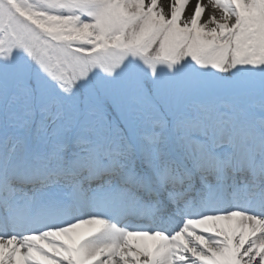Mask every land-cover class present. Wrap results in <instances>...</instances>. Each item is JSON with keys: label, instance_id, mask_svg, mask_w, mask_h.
<instances>
[{"label": "snow or ice", "instance_id": "1", "mask_svg": "<svg viewBox=\"0 0 264 264\" xmlns=\"http://www.w3.org/2000/svg\"><path fill=\"white\" fill-rule=\"evenodd\" d=\"M0 264H264V0H0Z\"/></svg>", "mask_w": 264, "mask_h": 264}, {"label": "rangeland", "instance_id": "2", "mask_svg": "<svg viewBox=\"0 0 264 264\" xmlns=\"http://www.w3.org/2000/svg\"><path fill=\"white\" fill-rule=\"evenodd\" d=\"M194 1H195V0H192V2H193L192 4H194ZM163 2H165V3H166V2H167V0H163Z\"/></svg>", "mask_w": 264, "mask_h": 264}, {"label": "bare ground", "instance_id": "3", "mask_svg": "<svg viewBox=\"0 0 264 264\" xmlns=\"http://www.w3.org/2000/svg\"><path fill=\"white\" fill-rule=\"evenodd\" d=\"M193 3V2H192ZM194 3H195V1H194ZM205 3H206V0H205ZM194 5V4H193Z\"/></svg>", "mask_w": 264, "mask_h": 264}]
</instances>
